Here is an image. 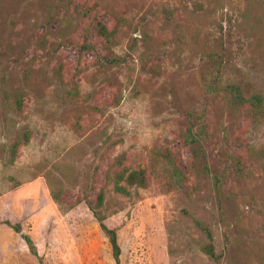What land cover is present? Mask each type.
Here are the masks:
<instances>
[{
	"label": "rangeland",
	"instance_id": "1",
	"mask_svg": "<svg viewBox=\"0 0 264 264\" xmlns=\"http://www.w3.org/2000/svg\"><path fill=\"white\" fill-rule=\"evenodd\" d=\"M94 14L117 28L118 66L72 45ZM211 52L223 56V83L264 98V0H0V195L23 198L0 212V264H114L84 201L102 187L119 264H214L202 251L210 241L215 264H264V167L251 157L264 150V121L251 124L204 94ZM202 103L209 137L194 158L180 135L185 111ZM24 129L30 140L11 161ZM156 147L176 156L184 187L150 169ZM233 156L248 175L234 173ZM124 166L145 168L148 186L114 193L104 175Z\"/></svg>",
	"mask_w": 264,
	"mask_h": 264
},
{
	"label": "trees",
	"instance_id": "2",
	"mask_svg": "<svg viewBox=\"0 0 264 264\" xmlns=\"http://www.w3.org/2000/svg\"><path fill=\"white\" fill-rule=\"evenodd\" d=\"M88 7H78L75 9V13L79 16L89 15ZM166 21L168 23L172 22V10L170 8L165 9ZM84 20V19H83ZM117 28L116 26L108 27L105 22H103L98 16L91 15L88 20L82 23L79 35L80 41L72 42V45L76 48L77 54L82 55L84 52H92L96 55L97 60L100 65L118 66L122 62V58L116 54L114 47L117 46ZM99 45H98V44ZM99 46V47H98ZM100 49V50H99ZM225 70V64L223 62V56L219 52H211L206 55V60L203 65V75L201 77V86L203 87L204 94L206 96H214L221 100L230 109L237 113L243 114V116L248 119L249 123L256 124L264 121V98L261 93H255L251 96H245L242 93L240 86L233 82L223 83L222 77ZM16 103L18 106L21 105V96L16 98ZM184 116L187 118L186 132L182 133L181 139L185 145H188L192 151V156L194 158L198 157L197 149L195 144H201V142H206L209 135L207 132V127L205 125L206 121V106L202 103L197 108H189L185 111ZM30 140V135L26 129L21 131V134L15 138V140L10 145L11 149V161L15 157L18 147L21 144H27ZM252 155H258L262 159V164L264 167V150L259 149L257 152L251 151ZM123 161V156L120 155L115 165H121ZM233 171L237 175H248L247 171L244 170L243 162L239 156H233ZM150 169L156 171L159 175L167 180V186L182 188L186 185V176L182 169L178 166L176 161V156L168 148H153L150 152ZM107 184L111 185L114 193L121 196H126L130 194V188H145L149 184V176L143 167L127 168L122 167L120 170L116 171L112 175H104ZM105 184V186L107 185ZM105 188L102 187L95 196V201L93 203L86 202L89 211L91 212L93 218L98 222L100 229L107 237L111 246V257L114 264H119V254L121 253V248L118 243L117 230L113 227H109L104 219L112 213V211H104L105 208ZM52 198L60 204V194L59 191L51 188ZM73 208V206H67L62 208L63 211H67ZM114 212V211H113ZM8 225L10 223L7 222ZM14 230L19 232L18 225H10ZM209 240L212 236L207 231ZM22 238L26 243L29 253L36 256V248L32 240L27 236L22 234ZM204 255L208 259L214 261L217 259V255L214 250L212 242H208L202 247Z\"/></svg>",
	"mask_w": 264,
	"mask_h": 264
},
{
	"label": "crops",
	"instance_id": "3",
	"mask_svg": "<svg viewBox=\"0 0 264 264\" xmlns=\"http://www.w3.org/2000/svg\"><path fill=\"white\" fill-rule=\"evenodd\" d=\"M23 186H20L18 189H20V188H22ZM15 192V190H11V191H7L6 193H2L1 195H0V212L2 211V209H3V207H4V204H5V201L7 200V199H9L10 198V205H11V208L16 204L17 206H19V203L18 202H21L22 201V199L23 198H17L18 200V202H14L13 201V199H12V197L11 196H13V193ZM13 214H14V212L13 211H11ZM0 219H1V216H0ZM0 229H3V228H0ZM3 241H4V239H2V237H1V235H0V252L2 251V243H3ZM7 246H9V247H11V244L9 243V244H7Z\"/></svg>",
	"mask_w": 264,
	"mask_h": 264
}]
</instances>
